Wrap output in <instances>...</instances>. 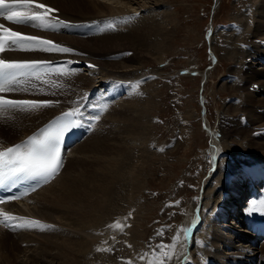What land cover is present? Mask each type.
Segmentation results:
<instances>
[{
  "label": "rangeland",
  "instance_id": "rangeland-1",
  "mask_svg": "<svg viewBox=\"0 0 264 264\" xmlns=\"http://www.w3.org/2000/svg\"><path fill=\"white\" fill-rule=\"evenodd\" d=\"M134 1L136 5L130 7L132 12L160 11L162 15L163 10L164 14L168 11L167 24L173 29L172 36L167 44L168 48L160 53L156 48L159 36L153 32L147 34V48H144L142 54L138 52L134 57L137 61H133L140 68L131 77L132 80L127 78L126 82V79L121 78L124 80L122 94L137 97L139 104L133 111L118 115L120 119L107 117L100 131L89 139L88 144L85 143L87 145L82 147L80 153L78 152L80 155L88 153H85L84 157H79L85 162L82 160V164L77 161L78 165L74 164L72 167V163L69 165L71 167L69 175L74 173V169H80V174H84L81 177L84 179L89 178L90 173L91 175L95 173L97 183V180L102 178L97 173L101 171L103 173L102 168L106 166L107 158L109 160L119 158L117 160L122 162L117 179L111 182L115 172L110 175L108 190L105 192L104 188L97 187L98 194L94 195L104 196L101 202L102 211H98L97 217L94 216L93 225L91 224L96 235L86 240L80 231L75 232V238L82 241V245L78 247L81 250L86 248V253L82 252L74 264H197L199 261L195 258L199 257V254L196 252L194 254V251L200 250L198 241L201 239L205 222L202 221L192 237L186 226L188 218L193 213L195 215L199 213L203 219L205 210L210 206L207 205L205 209L209 187L213 188L212 184L219 186L222 184L219 179L227 171L225 168L239 163L249 168L244 174L250 175L260 163L255 156L244 154L243 149L246 146L244 137L235 135L237 143H230V140L227 142L228 138L224 139V125L221 121L222 111L229 115L233 112L230 111L233 106L235 112L241 114L240 98L243 97L239 92L233 95L226 90L225 85L230 79L228 74H231L232 81H235L234 78L241 76L243 67L241 57H226L229 56L227 50L232 42L225 35L230 33L232 28L235 30L243 28L244 22L240 19L243 12L248 16L245 21L246 29H250L253 17L249 16L256 0H150L151 3L144 4L143 9L139 8L140 11L134 7L139 5L138 1L143 3L144 0ZM104 2L117 7L126 4L120 3V0ZM156 2L158 6L154 5ZM95 27L97 29L101 27L100 23L96 22ZM208 30H212L209 39L206 35ZM224 38L225 41H220ZM93 51L101 54L97 56L99 61L96 62L97 69L92 72L93 76L97 75L96 84L98 83V88H101L109 79L106 75L110 66L106 65L105 61L120 60L124 53L108 57L103 55L104 51ZM126 52L130 53L131 50ZM159 55H165L166 58L161 60ZM66 78L64 75L63 80L61 79V86H56L59 83L52 80L47 81L50 87L43 83L45 92L61 98L52 99V105H42L41 108L46 109L62 101L63 104L73 102V98H70L71 101L63 99L68 97L64 92L72 82L70 78ZM38 96L40 94L36 97ZM70 96L72 97V94ZM230 103H233V106ZM24 108H26L24 111L28 112L33 109L25 106ZM23 113L21 111L20 114ZM208 128H212L213 133ZM15 130L17 132L12 134H21L17 128ZM213 139L221 143L216 158L212 156L210 149ZM92 141L103 143L94 147L91 145ZM233 141L236 142L234 138ZM237 148L241 149L243 154L241 150L236 151ZM106 154L114 158L108 156L105 158ZM89 155L93 157L88 160L86 156L90 158ZM97 158L101 159L102 165L98 164L100 160ZM99 166L102 170L96 168ZM85 168L87 170H84ZM220 168H224L223 172L219 171ZM85 171L88 172L86 176ZM132 171L134 173H131ZM232 174L236 177L235 173ZM97 184H100L99 181ZM257 185L262 192L264 183L262 186L260 182ZM88 195L87 193L86 197ZM86 197L84 195L85 199L89 198ZM241 224L242 222L235 229L238 230ZM223 230L225 234L229 232L228 228ZM1 231L0 237L5 236ZM230 232H233L232 228ZM20 239L13 235L0 241V264L33 263L28 260L27 255L30 252L27 249L31 244ZM261 242L253 244L255 264L260 260L261 252L258 248L264 241Z\"/></svg>",
  "mask_w": 264,
  "mask_h": 264
},
{
  "label": "bare ground",
  "instance_id": "bare-ground-1",
  "mask_svg": "<svg viewBox=\"0 0 264 264\" xmlns=\"http://www.w3.org/2000/svg\"><path fill=\"white\" fill-rule=\"evenodd\" d=\"M104 1L105 0H29L22 5V12H25L31 19L28 24L20 25L19 29L33 35L36 34L40 38L37 40H34V38L30 39L24 49H10L4 53L7 57L13 58H42L48 60L56 58L55 75L60 74L57 65L58 61L64 58L68 59V61H81L82 65H80V67L84 66L83 70L79 67L68 71L66 74L56 76L59 81V84L56 86L62 85L61 82L64 75L72 80L71 85L67 87L68 89H65V92L62 89V92H64L66 96L68 95V97H63V99L70 101L72 98L74 100L76 96H81L86 90L88 92L92 88H95L98 84H96L97 75L93 76L92 72L94 73V70L97 69L96 65L99 63L97 56L101 54L93 50L104 51L103 55L108 57L124 53L120 60L105 61L107 63L106 65L110 66H106V68L109 67L106 78L111 79V82L109 81L110 84L113 80H118L117 84H119V87H110L111 89H117L119 91L117 101L111 104L103 115L101 114L99 116V108L94 103V98H91L95 91L93 90L89 95L87 103H84L85 96L77 107L82 105H84L85 109L93 107L90 114L95 115L96 118L92 122L93 126L90 132L85 135L81 142L76 143L69 149L59 173L54 176L50 182L22 200L4 204V208L9 210L14 216V226L17 225L18 228L16 231H10L0 226V231L3 230L1 232L5 233V236L0 237V241L14 235L16 238L19 237L21 238L20 240L31 244L29 249H27L30 251L27 255L29 257L28 260L33 262L32 264H74L82 252L86 253V248L85 250L79 248L82 245V241L79 240V238H75V232L80 231L86 240L96 235L94 227H92L91 224L94 223V216L97 217L98 211L102 208L101 202H103L104 196L100 194V197H95L94 195L95 193L98 194V192H96V190H98L97 187L104 188L105 192L108 190L110 175L115 172L111 182L117 179L120 172V164L122 162L117 160L119 158L115 160L112 156H108L107 154L106 156L104 155L105 158L108 156L113 160L107 158V162L105 163L106 166L104 164L105 167L103 166L104 168H102L103 173L97 170V172H99L97 174L102 177L101 180H97V183L99 181L100 184L96 183L95 173L91 175L89 172V178L84 179V177H81L84 174H80V169H74V173L70 175L69 169L79 162L82 164L81 161L83 159L79 157H84L85 153H88L85 152L83 155H80L78 152L80 153L81 149H83L82 147L90 142L89 139L100 131L107 117L112 116L111 118L115 119L118 115H122V113L125 114L129 110L133 111L134 107L139 104L137 97L133 95H123L124 93L121 91L124 83H122V81L124 80L122 79H126V82L127 78L132 80L131 77H133L136 70L140 68L139 65L133 61H137L134 60V57L138 52L142 54L145 51L144 48H147V34L153 32V34L159 36V40L156 42V48L160 53L168 48L167 44L171 40L173 29L167 24V18H169L168 11H165L164 14L163 10L162 15L160 11L155 13H141L143 11L132 12L133 10H131L132 8L130 9V7L135 4L133 0H120V3H126L123 6L121 5V7L119 4V7H117V5L113 6ZM148 2L151 3L150 0H144L143 3L138 1L137 3H139V5L134 8L136 10L137 8L143 9L145 5H148ZM155 4L158 6L157 2L154 3V5ZM252 6H254V9L249 17H253V22L250 29H246L245 21L248 16L243 12L240 14V19L244 22L243 28L240 27L238 30L232 28L233 30L225 35V37L227 36L230 38L232 42L230 48L227 50L229 56L226 57H241L243 67L241 76L236 77V79L234 78L235 81H232L231 74H228V77H230L229 83L231 81L232 83H226V90H228L229 93L232 92L233 95H237L239 92L243 97L242 99L240 98V100H242L240 103L241 108L239 107L241 112L240 115L238 112H235L233 103H230V105L233 106L232 110H230L231 112L233 111L231 114L228 115L222 111L221 121L224 126L221 125L224 127V131L221 130V133L224 132V139L228 138L227 142L230 140V143L238 142L237 138L234 137L235 135L244 137L246 141V146H243L244 154L251 157L255 156L258 162H260L258 163L259 167L257 166L258 168L254 170L253 173H250V182L254 179V183L257 182L258 184L259 181L262 182L264 180V0H256V3ZM96 22H99L101 27H103L102 31L97 32L98 29L95 27ZM220 41H225V38L220 39ZM228 41L230 42L229 39ZM218 42L219 40H217V43ZM27 45L29 46L27 47ZM128 50H131V52H126ZM163 58H166L165 55L160 56L161 60H164ZM86 70H90V72H86ZM40 75L41 74H39V76ZM69 82L70 81H67V83ZM43 83L47 84L46 87L51 86L47 81L35 82L25 87L22 91L17 90L10 92V95L16 97H29V100L32 98H51L53 100L61 98L57 97V95L45 92L46 90L43 89L45 87ZM77 90L79 91L77 92ZM69 93L72 94V97ZM38 94H40V96L36 97ZM67 103H64L66 104L64 105L62 101L46 109L41 108L42 105H52L53 101L50 104L21 105L0 109V147H5L6 145L22 139L56 113L72 108V106L69 105L73 104L74 101L71 104ZM24 106L33 109L29 112L24 111L26 109ZM21 111L24 113L20 114ZM15 128L21 131L20 135L18 133L12 134L13 132H17ZM209 130H211L212 133L214 131H212V128ZM3 136H5V138ZM214 137H216L215 132ZM233 138L236 142L233 141ZM92 142L91 145L94 147L96 144L101 145L103 143L101 142L100 144V141H97L98 143ZM220 144L221 143L214 139L211 142L210 149L214 158H216L217 153L219 154L220 152ZM238 148L235 150H241H238ZM240 152L243 154L242 150ZM240 156L243 157L241 154ZM91 157H93V155L90 156V158L86 156L88 160L91 159ZM98 161V164L102 165L100 163L101 159H98ZM104 161L103 159V162ZM84 162L85 160H83V163ZM71 163L73 165L70 167L69 165ZM228 167L225 168L227 171L222 175L220 173L221 178L219 180L223 185L221 184L219 186V184H212L213 188L209 187L208 203L205 209L207 205L210 206L207 207V211L205 210L206 214H204L203 219H200L199 214L195 215L194 213L189 217L191 212L189 216H187L189 217V221L188 223L186 222V226L192 237L202 221L205 222L201 239L198 241L200 243V250L194 251V254H199V257L196 256L195 258L199 261L197 264H255L253 263L256 259L254 254L255 251L252 249L254 247L253 244L255 245L257 240L262 243L264 225H258L257 232L259 233V237L257 240L253 232H245L247 230L245 224L243 226L241 224L238 230L235 229L237 228L236 226L242 222L240 217L244 214L242 201L249 192L247 190L248 177L244 173L249 168L239 163L230 166L229 169ZM96 168L98 169L100 166ZM84 170L87 169L85 168ZM223 170L224 168H220L219 171L223 172ZM86 172L87 171H85V176L88 174V172ZM131 173L134 172L132 171ZM232 173H235L236 177ZM228 177H230V180H228ZM244 177H246V182L243 181ZM221 187H223V189H221ZM53 189L55 190L51 192ZM86 191L89 194L87 196L89 197L88 199L84 198V195L86 197L87 194ZM263 191L264 189L262 192ZM48 192L50 195H48ZM103 192L104 191H102V194ZM231 192L233 194H230ZM262 192L260 187L254 184V196L256 201H251V198L248 201L254 213L249 221L251 225L258 224L259 219L264 218V198L258 196V194ZM258 198L260 201L257 200ZM224 228H228L229 232L230 228H232L233 232H226L225 234ZM5 231H10V233ZM253 239H255L254 242L252 241ZM260 245L261 247L257 245L260 247L258 249L261 252L258 264H264V243Z\"/></svg>",
  "mask_w": 264,
  "mask_h": 264
}]
</instances>
